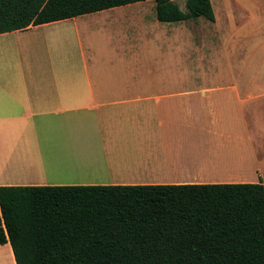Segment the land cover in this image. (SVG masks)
I'll return each instance as SVG.
<instances>
[{
    "label": "crops",
    "instance_id": "0c3cea01",
    "mask_svg": "<svg viewBox=\"0 0 264 264\" xmlns=\"http://www.w3.org/2000/svg\"><path fill=\"white\" fill-rule=\"evenodd\" d=\"M213 1V45L238 71L213 83L93 76L69 23L58 31H73L79 48L47 36V60L32 62L14 47L22 34L111 19L137 2L0 33V186L264 184V14L249 13L247 1ZM144 28L139 37L151 36ZM159 34L173 46V27ZM0 264H17L10 242L0 244Z\"/></svg>",
    "mask_w": 264,
    "mask_h": 264
},
{
    "label": "trees",
    "instance_id": "16d2710c",
    "mask_svg": "<svg viewBox=\"0 0 264 264\" xmlns=\"http://www.w3.org/2000/svg\"><path fill=\"white\" fill-rule=\"evenodd\" d=\"M144 0H0V33ZM156 0L163 22L211 0ZM17 264H264V184L0 186Z\"/></svg>",
    "mask_w": 264,
    "mask_h": 264
},
{
    "label": "rangeland",
    "instance_id": "374dc122",
    "mask_svg": "<svg viewBox=\"0 0 264 264\" xmlns=\"http://www.w3.org/2000/svg\"><path fill=\"white\" fill-rule=\"evenodd\" d=\"M242 1H247L252 6L249 13L264 14V9L260 8L264 6V0ZM212 3L215 14L219 17L217 5L213 0ZM135 5L128 8L130 11L126 13H107L113 16L111 19H106L105 16L100 18L95 16L91 19L84 17L78 18L74 24L71 21L64 25L57 24L53 27L36 29L31 31L32 33L19 36L18 40L22 39L24 42L16 41L14 47H19L17 52L20 57H26L27 54L32 62L46 61L47 57L45 58L44 55L46 40L57 38L63 41L69 38L72 41L67 40L62 43V46L69 43L72 47L79 48L76 35L79 31L80 41L85 48H89V68L92 75L96 77L190 79L192 84L193 80L202 79L213 83L212 81L217 79H228L238 74V71L230 64V59H227L230 54H225L219 47L213 45L214 38L211 35L212 26L215 25L213 21L200 16L195 20L160 22L156 15L155 0H144ZM182 7L185 8L184 3ZM234 8L237 13L247 12L237 9L236 2ZM124 17H130L132 21L127 22ZM68 23L72 24L69 29L74 30L76 34L71 31L68 35H64L58 31L66 27ZM140 26L145 27L143 32L147 31L151 33V36L143 33L142 37H139L137 32ZM171 27L174 28L172 39L174 43L173 46H168L171 39H166L164 34L159 33ZM13 39L15 42L16 37ZM26 47L31 50L26 51ZM134 48L138 50L136 54H134ZM189 87L192 88V86ZM179 88V86H174L173 89Z\"/></svg>",
    "mask_w": 264,
    "mask_h": 264
},
{
    "label": "water",
    "instance_id": "95a60500",
    "mask_svg": "<svg viewBox=\"0 0 264 264\" xmlns=\"http://www.w3.org/2000/svg\"><path fill=\"white\" fill-rule=\"evenodd\" d=\"M174 1H179L181 5L184 3V0H174Z\"/></svg>",
    "mask_w": 264,
    "mask_h": 264
}]
</instances>
